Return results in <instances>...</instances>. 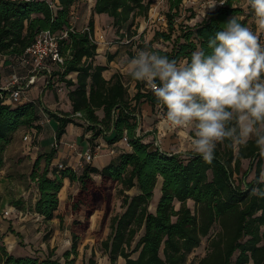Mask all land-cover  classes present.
Returning a JSON list of instances; mask_svg holds the SVG:
<instances>
[{
    "label": "trees",
    "instance_id": "1",
    "mask_svg": "<svg viewBox=\"0 0 264 264\" xmlns=\"http://www.w3.org/2000/svg\"><path fill=\"white\" fill-rule=\"evenodd\" d=\"M83 1L87 0H0V61L3 62L0 83L16 73V68L26 73L27 68L17 60L40 33L66 32L67 37L59 42L63 63L52 66L43 91L54 85L64 87L68 89L71 104L70 112L50 111L39 100L23 99L10 104L5 99L8 91L0 90V171L14 133L20 128L41 129L40 112L56 123V141L66 133L69 124L90 133V146H95L99 138L107 145L125 138L130 151L119 153L101 169L86 164L79 174L62 163L63 169L53 166L58 164H54L55 148L38 156L30 174L38 194L32 211L44 221L54 219L64 179L78 185L71 205L73 210L78 206L90 208L85 198L104 183H111L116 186L123 211L111 219L110 233L101 242L110 264H117L119 259L124 264H187L189 255L200 247L204 238L208 239L207 252L196 264H264V195L260 194L264 193V152L254 140L235 147L224 142L217 146L213 160L207 162L192 151L169 153L146 143L145 135L139 131L137 109L147 103L153 110L158 107L156 101L146 83L134 81L128 74L114 73L108 80L103 77L107 67L95 64L98 44L94 39L93 16H108L112 27L121 31L136 18L147 20L153 0H94L86 29L77 30L71 13ZM165 1L166 28L155 31L152 41L144 43L143 49L159 51L169 59L189 56L191 51L206 44L207 38L220 30L230 16H236L246 25L251 16L236 4L239 0H222L221 6L206 11L191 25L189 22L197 15L192 9L184 8L185 0ZM184 12H189V16L179 22ZM158 41L169 44V49L153 48V43ZM72 73H76L75 81L67 79ZM56 78L62 83L53 84ZM129 82L134 83L132 97L128 93ZM76 113L81 115L79 119L74 118ZM41 160H44L42 170ZM243 161L248 162L244 172ZM249 172L253 177L247 181ZM237 175L241 178L239 183L234 179ZM158 185L160 197L151 211ZM129 191L131 195L127 194ZM187 202H193L194 212ZM57 218L61 223L62 218ZM216 224L219 230L212 236L210 232ZM4 239L5 234L0 230V264H74L71 256H77V236H72L71 250L65 251L61 258L50 252L43 259L10 254ZM83 264H95V261L90 259Z\"/></svg>",
    "mask_w": 264,
    "mask_h": 264
},
{
    "label": "clouds",
    "instance_id": "2",
    "mask_svg": "<svg viewBox=\"0 0 264 264\" xmlns=\"http://www.w3.org/2000/svg\"><path fill=\"white\" fill-rule=\"evenodd\" d=\"M246 3L254 27L233 15L185 58L144 48L126 65L132 80L149 87L165 127L185 130L192 152L207 162L224 142L254 140L264 152V0Z\"/></svg>",
    "mask_w": 264,
    "mask_h": 264
},
{
    "label": "rangeland",
    "instance_id": "3",
    "mask_svg": "<svg viewBox=\"0 0 264 264\" xmlns=\"http://www.w3.org/2000/svg\"><path fill=\"white\" fill-rule=\"evenodd\" d=\"M212 2L213 0H185L183 4L184 8L192 9L197 15V18L192 22H189V24L192 25L195 21H199V18H201L208 9V5L212 6ZM220 2L221 0H215V5ZM236 4L242 7L245 13L251 14L250 18L246 20L247 26L254 27L252 13L246 3V0H239ZM166 11L167 5L165 0H153L147 20H143V18H136L127 26L122 28L121 31H117L112 27L110 22L107 24V20L102 19L101 29L99 28L97 33H94V38H96L98 48L99 46H102V55H106L107 59L115 60L116 64H113V67L127 69V61L135 55L136 50L143 49L144 43L151 42L155 31L166 28ZM183 15L184 16L178 20L179 22L183 21L185 17H188L189 12H184ZM74 26L75 29H79L81 27V23H76ZM101 36L102 39H100ZM108 48H112V50L115 52L111 54L108 52ZM153 48L166 50L169 49V44L158 41L153 43ZM16 71L18 76H22L24 74L19 68H16ZM67 79L70 78L67 77ZM57 81L59 84L62 83L59 78L54 80L55 83ZM133 85L134 83L127 84L129 95L133 93ZM52 87L53 86H50V88H48L49 95H51L52 92L55 95V90ZM33 88L34 87L24 92L25 100H28L27 96L29 94L33 97L36 96L38 99L43 95ZM49 110L52 111L54 109L51 108ZM158 113L160 114V112ZM48 120L49 116L46 113L44 114L40 112V121L38 124L40 123V125H43V128L41 127L40 129L41 131L44 129L43 135L45 138L43 145L46 149V152H49L52 148L57 150L54 161L57 160V156H60L59 151L61 148L65 149L68 146V148L72 150V146L75 145L77 150H79V147L83 148L85 146V142L81 138L83 131L79 128L80 126L69 124L67 126L66 133L59 141H56L54 135L53 137L50 135V132L48 131L49 127L46 126ZM51 127L52 129L53 127L54 129L56 128L54 121ZM174 130L175 131L172 138L174 140L173 143L175 144L173 145V149L179 150L183 153L192 151L188 145L185 130ZM25 134L26 133L19 136V139L22 140V142ZM35 142L37 143V139ZM235 146L236 145L234 144V147ZM247 167L248 162L243 161L241 167L242 172L246 171ZM252 177L253 173L249 172L245 179L249 181L252 179ZM234 179L236 183H239L241 179L240 175L234 176ZM30 187H32V185H28L25 188L27 200H24L29 205L32 202V191H30ZM127 194L131 195L132 192L129 191ZM76 195L77 191L73 194H67V196H65V192L61 193L59 196L60 204L57 212L55 213V218L52 219L53 221H44L42 218H40V216H37V214H35L28 205L27 208H23V216L19 215L18 213L15 215V212H12L14 210L12 206L13 202H10V200L12 199L15 201L17 199L23 198H18V196L12 190H10V193H7L6 191L2 192L0 196V229H2V232H4L6 236L4 243L7 245L8 251H14V253H16L22 249L23 251L27 252V255L39 259H43L50 252H53L54 257L61 258L65 251L71 250L72 236H77V256H71V258L74 259V264L88 263L90 259H93L95 264H110L108 257L101 248V242L106 240L108 234L110 233L109 225L111 219L116 215H120L123 211L120 207L121 198L118 195L116 186L111 183H104L103 185L99 186L92 196L85 198V200L90 204V208L78 206L77 210L71 209V205ZM187 205L191 211L194 212L195 207L193 202H187ZM153 207L154 205L150 206L151 211L154 209ZM176 207H178V204H176ZM7 209H10L11 211L9 216L4 215V212ZM58 216L62 218L61 223L59 218H57ZM13 220L14 224H12ZM23 225H26V228H22ZM9 229L12 232H9ZM218 230L219 226L216 224L212 228L210 235H216ZM12 233L19 234L21 238L19 239L15 237ZM13 238L14 242H10L13 240ZM21 242L22 244H20ZM18 246L21 249L18 248ZM207 246L208 239L204 238L200 247L195 249L189 255L187 264H196L199 259L204 257L207 252ZM117 264H124V261L119 259Z\"/></svg>",
    "mask_w": 264,
    "mask_h": 264
},
{
    "label": "crops",
    "instance_id": "4",
    "mask_svg": "<svg viewBox=\"0 0 264 264\" xmlns=\"http://www.w3.org/2000/svg\"><path fill=\"white\" fill-rule=\"evenodd\" d=\"M93 5H94V0H87V1L80 2L74 6L75 18L73 22H75V24L76 23L78 24L79 22L81 23V27L77 30L86 29V26L90 18L92 17L91 8L93 7ZM102 19H106L107 24L108 22H110V18L108 16H104L103 14L93 16L95 34L97 33V30H99V28L101 29ZM112 48H115V47H112ZM112 48H108L109 49L108 52H110L111 54L115 52L112 50ZM95 64L103 65L107 67V70L103 72V77L107 80L110 79L114 73H120L122 75L127 74V69L125 68L120 69L118 67H113L116 64L115 60L107 59L106 55H102V53H99V52L95 58ZM69 78L72 81H75L76 73L70 74ZM131 83L133 82H129V84ZM53 84H55V82H53ZM132 87H133L132 88L133 93L130 95L131 97L135 93L134 85ZM44 88H45L44 80L43 78L40 77L37 79V84L33 89L37 90L40 94L42 93L43 95L38 99L36 98V96L33 97L29 94L27 96L28 97L27 101L39 100L41 101V104L45 106L48 110L53 108L54 110H61L63 112L71 111V104L67 97L68 89L63 87V91L58 93L56 92V87L54 85L52 88H54L55 90V95L53 94V92L51 93V95H49L48 89L43 91ZM158 112H160L159 107H156L152 110L147 103H142L137 109V113L139 114V131H142V134L145 135L144 141L146 143H152L153 146L158 147L162 151L169 152V153H180L179 150L173 149L174 148L173 145L175 143H173L174 140L172 137H173L175 130L172 128L165 127V125L161 121L160 114ZM98 115L100 118L103 116L101 111L98 112ZM52 123L53 121L49 119L48 123H46V126L49 127L48 131L50 132V135H52L53 137V135L55 134V129L54 127L52 129L51 127ZM151 123L153 126L151 125ZM41 127L43 128V125H41ZM79 128L82 129L83 131V135L81 138L84 140L85 146L83 148L79 147V150H77L75 145L72 146L73 147L72 150H70L68 146L65 149L61 148V150L59 151L60 156H57V160L54 161V164L62 163L66 167L73 169L77 174H79L82 171L84 165L86 164L84 160L82 159V153L88 146H90V144L88 143V138L90 137V133H84L83 127H79ZM43 130L44 129H42V131L36 130L37 132L36 136H38L36 137L37 143L35 142L34 148L33 147L31 148V147H28L27 143H24L22 142V140L19 139L20 135L29 132V130L26 128L18 129V131L14 133L13 139L7 146L5 153H4V165L0 171V196L2 192L6 191L7 193H10V190H12L15 192L18 198H23V199H17L15 201L12 199L10 200V202H13V205H12L13 207L15 206L14 202L15 204L17 203L15 208H17V210L19 211V215L21 216L24 215L23 208H27V205L31 208V210L33 209L34 203L38 197L36 187L31 182L30 174L33 170V164L35 160L37 159V157L47 153L43 145L44 138H45L43 135ZM94 144L95 146L91 145V147L96 148L98 150L96 152V155L93 161L90 163V165L97 169H101L104 166H106L119 153L130 151V147L128 146L127 141L124 139L114 145H107L103 141L102 138H99L94 142ZM29 164H30V167H29ZM43 168H44V160H41L39 162V169L42 170ZM63 184L64 186L62 190L60 191L59 196L61 193H64V192H65V196H67V194H73L78 189V185L76 183H70L68 179H64ZM28 185L30 186L32 185V187H30V191H32V202L30 203V205L27 204L26 201H24V200H27V193L25 191V188ZM159 197H160V190H158L156 186L154 190L152 205L154 206L156 205ZM59 204H60V197H59ZM12 224H14V220ZM26 225H23L22 228H26ZM0 230L2 232V229ZM10 242H14V238ZM6 248H7V245H6ZM18 248L20 247L18 246ZM8 252L14 256L27 255V252L23 251L22 249L16 253H14V251L13 252L8 251ZM22 252L25 254H23Z\"/></svg>",
    "mask_w": 264,
    "mask_h": 264
},
{
    "label": "built area",
    "instance_id": "5",
    "mask_svg": "<svg viewBox=\"0 0 264 264\" xmlns=\"http://www.w3.org/2000/svg\"><path fill=\"white\" fill-rule=\"evenodd\" d=\"M223 1L214 5H208L206 11H212L216 7L221 6ZM72 21H74L75 13L72 12ZM66 32L63 33H52L49 31H44L40 33L35 42L25 51L24 56L17 60V62L22 65V67L27 68L26 73L22 76H18L16 73H13L5 81L1 80L0 90L8 91L6 96L7 103L16 104L24 99V92L28 89L35 87L37 84L38 78H43L44 83L48 79L49 74L52 71V66L63 63V58L60 55V40L66 38ZM96 41V38H94ZM102 39V36L100 37ZM97 42V41H96ZM3 64V62H0ZM51 78V77H50ZM56 91L62 92L63 89L61 86L56 85ZM161 111V110H160ZM75 119H79L81 115L76 113L73 115ZM83 122V121H82ZM37 132L35 130H29L24 137L23 142L27 143L29 147L34 148L33 143L35 142ZM124 140H126L124 138ZM98 149L88 146L82 153V159L86 164H90L97 152ZM59 170L63 169L64 166L61 163L53 165ZM35 186V183L32 182ZM13 211L19 214V211L13 207ZM12 210V207H11ZM11 214L10 209L5 210L4 215L9 216Z\"/></svg>",
    "mask_w": 264,
    "mask_h": 264
},
{
    "label": "bare ground",
    "instance_id": "6",
    "mask_svg": "<svg viewBox=\"0 0 264 264\" xmlns=\"http://www.w3.org/2000/svg\"><path fill=\"white\" fill-rule=\"evenodd\" d=\"M99 53L102 52V46H99L98 50H97ZM157 189L160 190V185L157 186Z\"/></svg>",
    "mask_w": 264,
    "mask_h": 264
}]
</instances>
